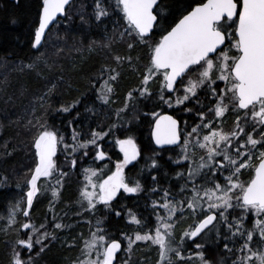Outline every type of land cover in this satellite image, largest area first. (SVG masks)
Segmentation results:
<instances>
[{
	"label": "trees",
	"instance_id": "16d2710c",
	"mask_svg": "<svg viewBox=\"0 0 264 264\" xmlns=\"http://www.w3.org/2000/svg\"><path fill=\"white\" fill-rule=\"evenodd\" d=\"M195 2L196 0H159L158 23L147 37L149 43L158 40L163 34L162 30L168 29L180 18L184 9L189 4L194 6ZM95 5L96 0H73L67 7L65 16L48 31L43 46L37 51L32 42L42 0H0V217L5 218L16 203H19L21 209L26 207V192L29 189L26 181L31 178L37 162L33 146V139L38 131L35 127L37 118L41 124L46 123L58 136L63 137L54 157L57 171L50 177L38 180L39 192L29 216L26 218L22 211L17 210L16 224L8 228H3L5 219L0 221V264H10L16 240L25 236L22 234L25 233L23 229H17L26 220L34 223L37 228L45 225L41 232L50 234L41 243L34 244L30 251L21 250L23 259L31 257V264L79 263L83 259L85 242L91 239V233L98 228L103 229L99 234L122 241L124 249L117 260V264L121 263L125 257L122 254L126 255L125 252H128L125 250L126 239L121 233L125 236L130 234L134 225L127 220V212L134 210L144 213L151 222L152 203L158 201L163 204L164 190H169L171 194L179 193L180 186L184 183L176 173H186L187 169L171 163L175 156L166 152L174 150L160 151L154 146L151 131L155 118L168 112L179 119L184 135L193 127L192 124H198L196 112L199 108L194 101L184 104L179 111L169 108L159 99V82L155 78L149 84L154 95L140 97L138 91H133V99L124 108L127 93L140 86L149 62V48L140 43L134 34L131 37L125 34L121 39L120 33L125 31L127 23L122 19V13L115 9V0H104L103 6L107 8L109 15L101 21L95 19ZM129 43L134 45L131 50L128 48ZM116 55L131 56L132 61L129 63L125 60L118 65L114 60ZM103 66L115 68L119 73L112 84L114 91L110 94L108 103L98 98V90L103 82L99 79V74ZM104 78H107V74ZM53 84L56 88L51 95H46ZM202 93H199L198 99L206 106L204 111L207 113L212 102L205 96L201 98ZM41 96L45 97L44 101L40 100ZM74 101L78 103L68 112L60 110L61 105L67 106ZM118 109H123L119 115ZM185 109L193 110L188 112ZM153 112L157 115L153 116ZM235 117L236 113L228 112L221 118L220 123L225 132L233 129ZM73 130L78 133V142L90 140L93 131L106 133L98 138L97 145L114 160L120 158L116 141L131 137L140 151L138 165L154 154L157 161L155 181L150 175L144 174L142 177L146 192L139 196H118L109 210H105L103 202L95 203L92 209L84 206L81 191L85 185V170L89 164L96 165L95 153L98 147L88 145L75 153L71 152V147L65 150V145H73ZM253 135L258 137V133ZM73 159L77 162L75 165L71 163ZM101 165L102 163H97L96 166ZM109 166L112 168L113 162ZM141 167L145 170L146 164ZM59 173L65 175L61 177ZM252 174L253 169L242 170L240 180L248 181ZM224 175L228 173L225 172ZM196 183L200 184L201 180L198 178ZM54 188L58 191L55 196L52 194ZM153 189L154 196L151 193ZM168 198L181 200L184 197L169 195ZM103 208L107 213L102 211ZM160 209L156 208L158 213ZM229 212V222L233 216H245V227L252 228L256 219L254 213L246 214L238 207ZM178 214L180 215L179 210ZM183 214L185 221L192 224L193 219L189 213L184 211ZM98 220L101 221L100 224H97ZM56 224L62 227L57 228ZM244 242L240 236H233L223 222L215 223V227L211 226L195 242H181L184 257L182 264H192L189 256L194 243L202 246L195 249L203 252L204 258L211 264H233L240 255L238 249ZM225 243H228L231 252L224 248ZM175 244L179 245L177 241ZM148 247L143 244L134 246L133 260H129L128 264H157L159 249L154 248L152 251ZM263 247L259 238L254 237V250L259 251ZM16 250L20 251V248ZM172 261L173 264H178L175 257Z\"/></svg>",
	"mask_w": 264,
	"mask_h": 264
},
{
	"label": "snow or ice",
	"instance_id": "6c2138e0",
	"mask_svg": "<svg viewBox=\"0 0 264 264\" xmlns=\"http://www.w3.org/2000/svg\"><path fill=\"white\" fill-rule=\"evenodd\" d=\"M69 2L70 0H42L39 24L35 28L32 42L37 51L43 46L46 29L57 14L65 13V6ZM103 5L104 0H96L94 12L97 21L109 15ZM154 6L157 7L154 9ZM115 9L122 13V19L127 23L125 31L120 33L121 39L125 34L130 37L134 34L140 43L149 48V62L140 86L127 93L124 108H127L128 101L133 99V91H138L140 97L154 95L149 84L155 78L159 82L158 95L162 103L172 107L173 104L179 106L194 101L199 108L196 118L200 121L191 131L184 134L182 139L178 121L173 116L165 114L156 119L152 132L155 143L177 144L182 139L180 160L189 163L186 173H176L177 177L184 180L179 193L171 194L165 189L163 204L153 202V210L163 208L167 216L157 215L154 234L149 230L144 234L136 232L134 239L127 236L128 249L130 250L136 241H151L159 246L160 259L157 264H173L172 255L178 264H182V243L175 244V225L170 222L177 215L179 205L180 215L187 211L193 219V223L181 236V242L185 237H198L210 225L215 227V223L223 222L233 236H240L245 240L238 249L240 255L233 264H251L253 260L257 264H264V249L257 251L253 248L254 237H258L260 243L264 244V0H196L195 5L189 4L180 18L168 29L162 30L163 34L158 40L150 43L148 34L158 23V0H115ZM133 47L132 43L128 44L130 50ZM114 60L119 65L125 60L131 63L132 57L116 55ZM27 67L31 68L32 65ZM118 76L117 70L110 66H103L100 70L99 79L103 82L98 90V98L105 103L110 102V94L114 91L112 84ZM221 82L224 85L222 88L219 87ZM55 88L56 85L53 84L46 95H51ZM181 92L182 95L176 94ZM200 92L204 93L206 99L210 98V103L214 100L212 106L207 108V114L204 111L206 106L198 99ZM44 99V96L40 97L41 101ZM76 103L78 101L67 106L61 105L60 110L68 112ZM192 110L185 109L188 112ZM121 111L123 109H118L117 115ZM228 112L236 113L235 124L231 131L225 132L220 120ZM213 114L215 126L214 120L207 118ZM152 115L157 114L153 112ZM29 123L31 124V121ZM35 127L38 131L33 139V146L37 162L31 172V178L26 181L29 186L26 193L27 207L21 209L17 203L9 213L8 226L16 224L17 210L22 211L26 218L29 216L28 209L39 191L38 179L50 177L57 171L53 157L56 155L57 145L63 142V137L58 136L46 123L41 124L39 118ZM249 128L251 131H248ZM203 130L208 131L202 135ZM257 132L258 138L253 135ZM103 135L106 133L93 131L90 140L78 142V133L73 130V145H65V150L71 147V152L75 153L88 145L98 147L97 140ZM116 143L123 152L124 159L117 162L116 171L107 179L98 185L92 183L91 178L96 175L95 170H85L86 180L92 191L88 190L86 184L81 191V199L87 201L90 209L95 207V201L107 204L120 189L126 193L141 191L139 181L130 185L123 176L124 166L140 155L135 141L129 137L117 140ZM190 146L193 149L191 153ZM196 150L204 154L193 159ZM84 154L87 155V152ZM96 155L97 158H103L106 153L97 151ZM71 163L75 165L77 162L73 159ZM150 166L155 168L157 161L152 159ZM246 169H253L254 174L248 181L242 182L240 176L242 170ZM225 172L228 175H224ZM59 175L63 177L65 174ZM198 178L201 180L200 184L196 183ZM153 180L155 181V177ZM169 195H181L184 198L174 202L169 200ZM237 207L246 214H255L252 228L245 227V216H233L229 222V210L234 211ZM116 214L120 215L118 212ZM129 217L131 222L143 229L141 220L137 219L131 210ZM100 223L98 220L97 224ZM44 227L42 224L37 228L31 222L19 225L17 231H30L26 233V239L16 240L10 264H31V257L23 259L22 252L16 251V248L31 250L34 244L41 243L50 235L41 232L40 229ZM55 227L60 228L62 225L56 224ZM102 232L103 229L98 228L91 233V239L85 242V256L90 257L91 251L95 250L96 258H86L80 264H113L118 251L122 250L121 242L119 239L99 234ZM201 247L196 245L197 249ZM224 248L232 251L228 243L224 244ZM195 255L200 258L202 264H211L204 258L203 252H197Z\"/></svg>",
	"mask_w": 264,
	"mask_h": 264
},
{
	"label": "rangeland",
	"instance_id": "374dc122",
	"mask_svg": "<svg viewBox=\"0 0 264 264\" xmlns=\"http://www.w3.org/2000/svg\"><path fill=\"white\" fill-rule=\"evenodd\" d=\"M47 36V35H46ZM46 39V38H45ZM40 49V48H39ZM185 80H187V77H185ZM224 85H223V83L221 82V83H219V87H223ZM176 94H179V95H182L183 93L181 92V93H176ZM176 94H174V95H176ZM204 97V93H202V95H201V98H203ZM200 99V98H199ZM201 101V100H200ZM226 102V101H225ZM187 103V102H186ZM185 103V104H186ZM195 103V102H194ZM202 103V102H201ZM212 103H214V100L212 101ZM169 107V106H168ZM184 107V105H175V104H173V106L172 107H169V108H174V109H176V110H180L181 108H183ZM196 107H198V106H196ZM184 113V112H183ZM207 114V113H206ZM184 115H185V113H184ZM209 120H214V114L213 115H208V117H207ZM205 122H207V121H205ZM198 123H200V121L198 120ZM192 126H194L193 124H192ZM192 129V128H191ZM191 129L190 130H188V131H186L185 132V134L187 133V132H189V131H191ZM262 130H264V129H262ZM208 130H203V132H202V135L204 134V133H206ZM258 131H260V130H258ZM258 133V132H257ZM256 138H258V137H256ZM181 145H182V143L178 146V147H176V150L175 151H173V154H174V156H175V160H174V164L176 165V166H178V167H184L185 169H187V166H188V161H184V160H180V156L182 155V152H181ZM58 146V145H57ZM119 150H120V148H119ZM190 153L193 151V149L191 148V146H190ZM262 150H264V149H262ZM97 151H102L101 149H100V147H98V150ZM121 151V150H120ZM104 153H106V155L103 157V158H97V152L95 153V163H96V165H97V163H102V165H101V167H97L96 165H94V164H89L90 166H88V169H93V170H95V172H96V175L95 176H92V178H91V180H92V183H95V184H99L100 182H102V180H105V177L106 176H108V175H110L114 170H115V168H114V166L112 167V168H110V166H109V164L111 163V162H113V164H114V159L112 158V156H109L108 154H107V151L105 152V151H103ZM57 153V152H56ZM204 153L202 152V151H200V150H196V155L193 157V159H197L200 155H203ZM55 157V156H54ZM177 157V158H176ZM106 159L107 160H110V161H108V162H106ZM152 159H154V154H151L150 156H148V157H146L145 158V160L142 162V161H140V164H139V168L140 169H142V167L141 166H143V165H145L146 164V167H145V170L144 169H142L143 171L141 172V174L138 176V172H140L139 170V168L137 169V172H135L132 176H130V180H131V185H132V183L134 182V181H139V183H140V185H141V191H139V192H137L136 193V195H138L139 196V194L141 195V194H143L144 192H146V190H145V188H144V184H143V175L144 174H148V175H150V178L151 179H153V177L155 176V169H156V167L154 168V167H151L150 165H151V163H152ZM54 160H55V158H54ZM105 160V161H104ZM116 160H120V158L119 159H116ZM177 161L179 162V163H177ZM104 162V163H103ZM142 162V163H141ZM56 163V162H55ZM44 178H47V177H44ZM84 180H85V185L86 184H88V190L89 191H92V188H91V185L89 184V182H88V180H86V173H85V178H84ZM84 185V186H85ZM37 186H38V181H37ZM84 186H83V188H84ZM82 188V189H83ZM39 189V188H38ZM29 190V189H28ZM27 190V191H28ZM59 191H60V189H59ZM39 192V191H38ZM37 192V193H38ZM56 193V195H57V193H58V191H57V188H54L53 189V192H52V194L53 193ZM27 193V192H26ZM37 193H36V195H37ZM152 194L154 193V189H153V191L151 192ZM36 195L33 197V202H34V199H35V197H36ZM27 199V198H26ZM152 199V198H151ZM154 199V198H153ZM169 200H173L174 202L175 201H178V200H174V199H170L169 198ZM85 201V203H84V206H88L87 205V201L86 200H84ZM95 203H102V201H95ZM17 204V203H16ZM26 204V203H25ZM33 204V203H32ZM110 205L111 204H109V203H107V204H105V203H103V207L105 208V210H109L110 209ZM152 206H153V203H152ZM26 207H27V204H26ZM178 208H179V205L177 206ZM104 208H103V210L102 211H104L105 213H107V211H105L104 210ZM153 208V207H152ZM152 208H151V210H150V214H151V216H153L154 217V219H152L151 220V222H149V217H147V216H144V213H141V212H139V211H134V210H131V212L132 213H134L135 215H136V217H137V219H139V220H141V222H142V224H143V229H141V226H138V225H136L135 223H133L134 225H133V231L132 232H130V234H126V236L124 235V238L126 239V242H127V248L125 249V250H128V252H125V254L126 255H124V254H122V257H124V259H123V261L120 263H118V264H128V261L129 260H133V253H134V249H132L134 246H136V245H139V244H143V245H148L149 247L148 248H150V249H152V251H154V248H158L159 249V246L158 245H156V244H153L151 241H136V243L135 244H133L132 245V248L129 250L128 249V241H127V236H132L133 237V239H134V236H135V233L136 232H140L141 234H144V232H147V231H149V230H152V232H153V234H154V230H155V224H156V220H157V215H160V216H167V212L163 209V208H161L160 209V213H158L157 212V210H155L154 212H153V210H152ZM179 210V209H178ZM28 211H30V208L28 209ZM17 212V211H16ZM103 212V213H104ZM154 213V214H153ZM227 214V213H226ZM127 220H129V221H131L130 220V217H129V212H127ZM185 216H184V214L183 215H179L178 213H177V215L175 216V218H174V220L173 221H170L171 223H174V225H175V230H174V239H176L175 241H177L178 242V244H179V242L181 243V236L183 235V233H184V231L185 230H187L188 229V226L191 224V223H188V221H185ZM3 219H5L6 220V224H5V226H3V228H8L9 226H8V219H9V214L7 215V216H5V218H3V217H0V221L1 220H3ZM25 222H30V221H28V220H26ZM24 222V223H25ZM149 222V223H148ZM32 223V222H31ZM32 224H34V223H32ZM253 226V225H252ZM24 231H25V233H23L22 232V234H24L25 236L24 237H22L23 239H26L27 237H26V233L27 232H29L30 231V229H23ZM41 230V229H40ZM20 234H21V232H20ZM201 235H203V234H201ZM201 235L199 236V237H201ZM199 237H197L196 239H192V238H188V237H185V239H184V241H187V242H189V240L190 241H193V242H195ZM195 244V246H194V249H192L191 250V253H190V256H189V259L191 260V262H192V264H202V261L200 260V258L199 257H197L196 255H195V253H197L198 251L195 249L196 248V245L198 244V243H194ZM34 247V246H33ZM263 249H264V247H263ZM84 250H85V246H84ZM16 251H18V250H16ZM20 251H21V249H20ZM30 251V250H29ZM94 253H95V250H92L91 251V256L90 257H86L85 256V254H84V251H83V259L80 261V262H82V261H84L86 258H90V259H95L96 258V256L94 255ZM122 253V252H121ZM130 254V255H129ZM170 255H172V254H170ZM37 256V255H36ZM35 256V257H36ZM153 256H154V254H153ZM32 257H34V256H32ZM175 256L174 255H172V258H174ZM130 258V259H129ZM158 258L160 259V257H159V255H158ZM158 259V260H159ZM34 260V259H33ZM118 260V259H117ZM33 261H32V259H31V263H32ZM80 262L79 263H77V264H80ZM116 264H117V262H116ZM251 264H257V262L255 261V260H253L252 262H251Z\"/></svg>",
	"mask_w": 264,
	"mask_h": 264
},
{
	"label": "flooded vegetation",
	"instance_id": "af4514ba",
	"mask_svg": "<svg viewBox=\"0 0 264 264\" xmlns=\"http://www.w3.org/2000/svg\"><path fill=\"white\" fill-rule=\"evenodd\" d=\"M183 125L181 124V122H180V130H181V134H182V138H183ZM164 149H172V150H176V148H172V147H169V148H164ZM164 149H158V150H160V151H162V150H164ZM166 153H169V154H172L173 152H166ZM174 155V154H173ZM177 158V157H176ZM124 159V154H123V152L122 151H120V160L119 161H122ZM174 160L175 159H172L171 160V163H173L174 164ZM105 161V160H104ZM108 161H110V160H107L106 159V162H108ZM118 160H115L114 161V164H113V166H114V168H115V170L113 171V172H115L116 171V164H117V162H119ZM138 162H139V159H138V161H136V162H134V163H131V164H127V165H125L124 166V168H123V176L125 177V181L126 182H128L130 185H131V180H130V176H132L135 172H137V169L139 168V165H138ZM104 163V162H103ZM140 169V168H139ZM155 170H157V168L155 169ZM112 172V173H113ZM111 173V174H112ZM110 174V175H111ZM110 175H108V176H110ZM108 176H106L105 177V179H107V177ZM103 181V180H102ZM126 195V194H129V195H136V193H126V192H124V190L123 189H120L119 191H118V193H117V195L115 196V197H113V199L111 200V201H109L108 203L109 204H111L115 199H117L118 198V196H122V195ZM153 196H154V193L152 194ZM136 197V196H135ZM104 203V202H103ZM153 207V206H152ZM152 210H153V208H152ZM153 212H154V210H153ZM154 214V213H153ZM152 219H154V217L152 216L151 217V220Z\"/></svg>",
	"mask_w": 264,
	"mask_h": 264
},
{
	"label": "water",
	"instance_id": "95a60500",
	"mask_svg": "<svg viewBox=\"0 0 264 264\" xmlns=\"http://www.w3.org/2000/svg\"><path fill=\"white\" fill-rule=\"evenodd\" d=\"M72 1L73 0H70V2H69V4L68 5H66L65 6V13L64 14H57V17L55 18V20L49 25V28L48 29H46V33H45V38H46V35H47V33H48V31L54 26V24L59 20V19H61V18H63L64 16H65V14H66V10H67V7L72 3ZM158 4H159V0H158ZM157 6H154V9L156 8ZM41 11H42V8H41ZM38 24H39V22H38ZM38 27V26H37ZM154 28H155V26H154ZM154 28H153V30H154ZM152 30V31H153ZM151 33L152 32H150L149 34H148V37L151 35ZM45 38H44V40H45ZM44 40L42 41V43L44 42ZM40 48V47H39ZM170 115V116H173L172 114H170V113H162V114H160V115ZM159 115V116H160ZM158 116V117H159ZM157 117V118H158ZM156 118V119H157ZM173 118L174 119H176L177 121H178V126H179V129H180V122H179V120L176 118V117H174L173 116ZM156 119H155V121H156ZM155 121H154V123H153V126H152V132H153V129H154V127H155ZM152 132H151V137H152V142H153V144H154V146L156 147V148H158V149H164V148H169V147H172V148H175V147H178L181 143H182V139H181V142L180 143H177V144H164V145H157L156 143H155V139H154V137H153V135H152ZM138 148V147H137ZM139 150V149H138ZM138 158H139V156L137 157V159L136 160H134V161H131L129 164H131V163H134V162H136L137 160H138ZM215 223V222H214ZM211 227V225L209 226V228ZM208 228V229H209ZM206 231V230H205ZM200 236V235H199ZM198 236V237H199ZM197 237H195V238H192V239H196ZM121 242V241H120ZM121 246H122V250H123V243L121 242ZM122 250H120V251H118V253H117V258L114 260V262H113V264H116V262H117V259H118V256L121 254V252H122Z\"/></svg>",
	"mask_w": 264,
	"mask_h": 264
}]
</instances>
